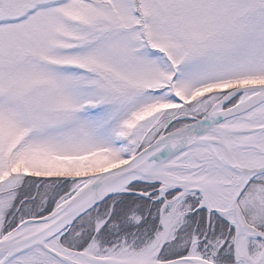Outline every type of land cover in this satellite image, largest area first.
Segmentation results:
<instances>
[{"label": "snow or ice", "instance_id": "obj_1", "mask_svg": "<svg viewBox=\"0 0 264 264\" xmlns=\"http://www.w3.org/2000/svg\"><path fill=\"white\" fill-rule=\"evenodd\" d=\"M0 264H264V0H0Z\"/></svg>", "mask_w": 264, "mask_h": 264}]
</instances>
